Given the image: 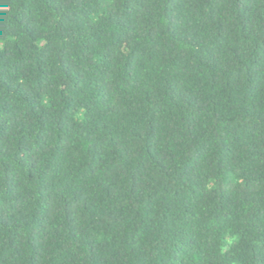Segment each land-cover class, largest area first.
Segmentation results:
<instances>
[{
    "label": "trees",
    "instance_id": "trees-1",
    "mask_svg": "<svg viewBox=\"0 0 264 264\" xmlns=\"http://www.w3.org/2000/svg\"><path fill=\"white\" fill-rule=\"evenodd\" d=\"M0 264H264V0H0Z\"/></svg>",
    "mask_w": 264,
    "mask_h": 264
}]
</instances>
